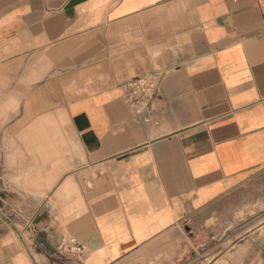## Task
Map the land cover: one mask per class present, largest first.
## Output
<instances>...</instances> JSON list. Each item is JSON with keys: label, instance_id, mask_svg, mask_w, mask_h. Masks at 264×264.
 <instances>
[{"label": "crops", "instance_id": "0c3cea01", "mask_svg": "<svg viewBox=\"0 0 264 264\" xmlns=\"http://www.w3.org/2000/svg\"><path fill=\"white\" fill-rule=\"evenodd\" d=\"M262 196L264 0H0V264H264Z\"/></svg>", "mask_w": 264, "mask_h": 264}, {"label": "built area", "instance_id": "2783aa9c", "mask_svg": "<svg viewBox=\"0 0 264 264\" xmlns=\"http://www.w3.org/2000/svg\"><path fill=\"white\" fill-rule=\"evenodd\" d=\"M127 101L135 118H141L146 123L158 124L152 108V101L159 96V83L155 76H145L126 84ZM64 250L79 262L85 256V248L74 237L64 240Z\"/></svg>", "mask_w": 264, "mask_h": 264}, {"label": "rangeland", "instance_id": "374dc122", "mask_svg": "<svg viewBox=\"0 0 264 264\" xmlns=\"http://www.w3.org/2000/svg\"><path fill=\"white\" fill-rule=\"evenodd\" d=\"M237 223L241 225H246L244 231L251 230L252 233H257L259 231L264 232V196L257 200L253 205L248 206L245 210H241L236 216ZM260 244H264V235L260 237ZM64 241L60 245V254L67 255L64 250ZM79 262L78 260H76Z\"/></svg>", "mask_w": 264, "mask_h": 264}]
</instances>
